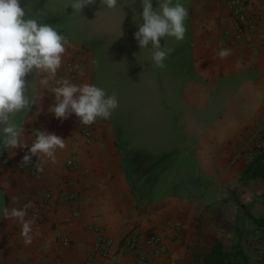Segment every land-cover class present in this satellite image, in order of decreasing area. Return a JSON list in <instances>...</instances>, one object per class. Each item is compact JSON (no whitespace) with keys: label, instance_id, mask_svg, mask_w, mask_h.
<instances>
[{"label":"crops","instance_id":"0c3cea01","mask_svg":"<svg viewBox=\"0 0 264 264\" xmlns=\"http://www.w3.org/2000/svg\"><path fill=\"white\" fill-rule=\"evenodd\" d=\"M181 2L188 9L184 40L161 39L172 49L167 59L174 58L176 73L185 71L183 82L171 78L167 116L145 119L138 112L129 117L133 122L115 110L110 119H97L86 137L74 114L54 118L48 111L54 94L27 77L35 103L16 117L24 122L26 142H33L34 130H46L66 139L65 147L54 162L42 158L37 175L18 168L26 149L0 150V264H131L133 255L121 248L128 235L139 237L140 248L147 236L157 237V246L146 249L150 264H196L225 232L237 237L243 214L230 197L251 204L255 183H264L243 176L264 123V0H249V17L262 20L242 33L227 0ZM136 3L138 15L141 0ZM49 5L21 0L43 23L46 10L49 19H63L66 11ZM56 28L70 41L61 67L68 60L81 63L75 83L96 84L98 38L83 36L74 23L60 21ZM224 48L230 54L221 58ZM162 123L173 125L162 132ZM29 203L26 218L35 223L26 243L22 225L2 210ZM101 237L108 257L94 254Z\"/></svg>","mask_w":264,"mask_h":264},{"label":"clouds","instance_id":"9594fccd","mask_svg":"<svg viewBox=\"0 0 264 264\" xmlns=\"http://www.w3.org/2000/svg\"><path fill=\"white\" fill-rule=\"evenodd\" d=\"M92 3L95 0H69L65 9L71 7L72 13L81 15L82 9ZM101 3L106 10L119 8L124 20L126 13L120 0H101ZM141 8L138 15H133L138 27L133 38L140 50L149 53L155 67L164 68L172 49H165L161 39L184 40L188 9L181 0H157L156 7L153 0H141ZM38 17L29 14L21 6V0H0V150L27 149L20 161L22 166L32 163L33 157L37 161L47 158L54 162L57 150L65 147L66 140L53 132L34 130L33 142L30 145L26 142L24 122L16 117L29 113L35 103L29 94L32 81L27 77H35L43 90L54 94V103L48 111L56 119L64 120L74 114L82 125H91L97 119H110L119 106L115 93L108 94L94 83H75L57 75L70 41L55 26L41 22ZM229 54L227 48L218 52L221 58ZM37 171L43 168L37 165ZM30 206L29 203L2 210L6 218H15L22 225L21 235L26 243L31 242L35 223V217L26 218Z\"/></svg>","mask_w":264,"mask_h":264},{"label":"rangeland","instance_id":"374dc122","mask_svg":"<svg viewBox=\"0 0 264 264\" xmlns=\"http://www.w3.org/2000/svg\"><path fill=\"white\" fill-rule=\"evenodd\" d=\"M122 1L121 5L124 6L123 11L126 13L123 21L119 8L106 10L101 0H95V3L83 8L82 16L79 13H72L71 7L65 9L69 0H50V7L61 13L66 11V14L63 13L61 20L56 17H50V20L46 10L44 23L55 27L60 21L74 23L83 30V36L93 35L94 38H98L94 70L96 84L103 87L108 94L117 95L119 106L116 110L120 116L124 115V119L128 118L133 122L135 120L129 117H136L138 112L145 119L167 116L169 104L173 102L172 92L169 91L171 78H176L179 84L185 79V71L181 69L180 74L176 73L178 68L173 63L174 58L166 59L164 68L153 65L149 53L140 50L133 38L134 32L138 30L137 24L133 21V15L137 14V0L120 2ZM147 77L151 80H147ZM152 77L155 79L153 82ZM152 93L153 97H150ZM153 105L158 107H152ZM176 110L179 112V109ZM172 125V123L170 125L162 123L161 131H168L169 126ZM257 138L252 143L251 151H255L254 148L264 142V123L257 132ZM254 187L252 191L256 193L251 204L230 197L238 213L243 215L241 220L236 221L237 237L225 232L220 240L225 248L240 250L247 258L246 264H264V232L246 217L249 215L259 219L264 216V196H262L264 183H255Z\"/></svg>","mask_w":264,"mask_h":264},{"label":"built area","instance_id":"2783aa9c","mask_svg":"<svg viewBox=\"0 0 264 264\" xmlns=\"http://www.w3.org/2000/svg\"><path fill=\"white\" fill-rule=\"evenodd\" d=\"M248 5L249 0H227L226 6L229 11L230 16L233 19L234 26L238 33H242L244 29L253 30L255 28L256 22H260L262 19L260 15H253L249 17L248 15ZM81 68V63H78L74 60H68L65 64L59 69L57 75L60 77L70 78L73 82L76 81L78 71ZM79 128L82 134L86 137H90L93 131V124L91 125H82L79 122V119L76 117ZM30 145V144H29ZM257 149H264V142L260 145L256 146ZM27 151V149H26ZM37 165H40V160L37 161L35 157H33V162L28 164L27 166L19 165L18 168L20 171L30 174L37 175ZM67 165L69 168L73 169L75 167V163L73 160H68ZM72 195H70V199H72ZM64 245L68 246V240L64 239ZM158 239L154 235L147 236L143 241L144 248H140V240L136 235H128L126 236L122 243L121 248L133 255V260L131 264H150L148 255H147V247L157 246ZM107 242L101 237L99 242L94 247V254H100L101 256L108 257L107 252ZM163 249V248H162ZM164 251V250H163ZM86 264H92L91 260ZM165 264H177L176 262L169 260Z\"/></svg>","mask_w":264,"mask_h":264},{"label":"trees","instance_id":"16d2710c","mask_svg":"<svg viewBox=\"0 0 264 264\" xmlns=\"http://www.w3.org/2000/svg\"><path fill=\"white\" fill-rule=\"evenodd\" d=\"M252 160L243 171V176L264 180V149L254 148ZM251 223L264 232V216L259 219L251 217ZM196 264H246L247 258L240 250L227 249L220 241L206 252L195 257Z\"/></svg>","mask_w":264,"mask_h":264}]
</instances>
